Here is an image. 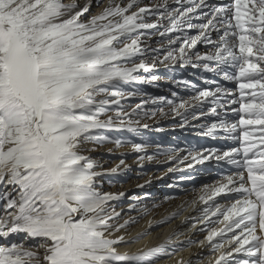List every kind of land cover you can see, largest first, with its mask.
<instances>
[{"label":"snow or ice","instance_id":"1","mask_svg":"<svg viewBox=\"0 0 264 264\" xmlns=\"http://www.w3.org/2000/svg\"><path fill=\"white\" fill-rule=\"evenodd\" d=\"M174 3L177 6L171 7L169 0H159L150 7L143 0H97L101 11L85 18L90 0L83 6L77 0H0V239L7 241L0 244V264H160L161 258L171 260L195 243L172 246L178 235L174 233L155 247L120 253L118 246L139 243L150 233L117 235L139 223L134 216L120 222L114 202L124 193L99 190L100 178L116 173L119 166L100 170L103 166L85 154L93 150L89 144L119 148L127 143L141 153L140 162L154 158L146 154L149 145L112 138L102 130L136 132L140 119L133 117L155 115L137 111L143 105L127 112L121 101L138 95L125 92V85L158 79L138 75L151 72L157 62L191 64L237 82L238 96L205 80L216 87L196 90L190 98L157 97L144 103L164 102L182 126L210 113L217 122L193 126L213 139L240 142L226 151L212 148L180 157L177 150L157 149V154L179 164L188 161V168L210 160L235 166L234 173L205 185L188 202L205 206L199 220L206 235L199 244H207L212 254L206 264H264V158L254 159L264 157V148L253 151L257 145L249 143L247 127L264 125V0ZM193 29L197 34L188 35ZM171 33L180 35L172 38ZM151 34L168 38L162 57L159 49L145 46L144 38ZM177 42L179 47H173ZM198 44L207 50L201 53ZM150 51L157 55L150 56ZM257 86L261 91L246 99L245 90ZM205 103L211 105L208 112L198 111ZM229 105H238L232 111L244 114L231 124L226 111L218 112ZM238 129L242 132L232 135ZM222 195L228 201L223 205L215 200ZM133 199L137 203L129 211L151 213L147 204ZM183 209L180 205L165 220L178 217ZM162 222L149 221V227ZM21 234L35 243L25 247L9 239ZM176 264L191 261L177 259Z\"/></svg>","mask_w":264,"mask_h":264},{"label":"bare ground","instance_id":"2","mask_svg":"<svg viewBox=\"0 0 264 264\" xmlns=\"http://www.w3.org/2000/svg\"><path fill=\"white\" fill-rule=\"evenodd\" d=\"M65 2L67 3L69 0H65ZM77 2L80 6H83L89 0H77ZM90 2L91 8L85 18L96 15L101 11V8L97 6V0H90ZM158 2L159 0H143L144 5L150 7ZM208 2L212 4H229L233 0H208ZM169 5L171 7L177 6L174 0H169ZM154 20L155 18L153 17L150 22ZM194 23H198V21H194ZM149 32L155 33V30H149ZM195 34L197 32L194 29L188 32V35ZM177 35L180 34H170L172 38ZM212 36L213 39L217 38L216 33H213ZM167 39V37H160L158 34H151L150 38H144L145 46L159 49V55L162 57L166 54L168 47ZM173 47H179V42ZM197 49L201 53L207 50L203 44H198ZM154 55H157V53L150 51V56ZM229 71L234 72L236 69H229ZM138 75L147 77L149 80L151 76H156L158 79L150 83L136 82L131 85H125V92L136 91L138 95L126 97L121 101V104L127 112H132L137 105H143V108L137 111L149 114L155 113V115L133 117V119H140V126L136 132L102 130V134L125 142L145 143L149 145L146 154L153 155L154 158L140 162L138 158L141 153L133 151L131 144L127 143L119 148L108 143L103 146L89 144L87 147L93 150L85 153L103 166L100 170H110L119 166V170L116 173L100 178L102 187L99 190L102 192L124 193L120 200L114 202L116 210L122 216L120 222L122 223L123 219H127L129 216H134L139 219V223L132 225L127 233L122 232L117 235L125 234L127 238H134L141 232L148 231L150 233L139 243L118 246V251L122 254L138 253L141 249L155 247L164 243L174 233H178L173 238L172 246L187 245L189 241L195 243L185 247L184 251L171 260L161 258L160 264H176L177 259L191 261V264H200V261L203 260L206 264L207 258L212 254L207 244L203 247L199 244V241L205 240L206 235L205 232L200 230L204 225L199 220L202 215L201 209L205 206L202 204L190 206L188 202L196 199L199 195V190L205 185L215 184L224 175L234 173L236 171L235 166L229 165L224 161L216 162L210 160L201 164H194L192 168H188V161H185L184 164H179L178 161L171 160L163 154H157V149L160 150V153L167 150H177L178 156L183 157L188 152H202L212 148L218 151L230 150L239 146L240 142L231 138L213 139L202 134L204 129L193 126L217 122V117L210 113L202 116L200 120L189 119V122L184 123L182 126L181 118L171 114L167 104L164 102L157 101V104H145L144 102L157 97H165L168 100L190 98L195 94L196 90H211L216 87V84L205 83V80H214L238 96V84L236 81H225L220 76L205 71L202 67L194 68L191 64L182 66L179 63L172 65L167 62H157L156 67L151 72H141ZM184 81L188 83H183ZM253 91L259 92L261 89L259 86L255 89H246L245 92L248 94L246 99H251L250 94ZM172 93H176V97ZM111 107L115 109L116 106ZM210 107L211 105L205 103L203 108L198 111L208 112ZM236 107L238 105H229L225 110L218 109V112L226 111L227 116L225 119L227 123L231 124L237 122L240 115H244L243 113L238 114L232 111ZM160 109H163V113L168 114L164 115ZM143 124H147L148 127L144 128ZM247 127L251 133L249 143L256 144L257 147L253 151L258 152L261 148H264V144L260 143L261 139H264V125L254 124ZM241 132L242 129H238L237 133L232 135H239ZM249 155L251 156L252 153ZM261 158L264 157H254V159ZM121 159L125 161L124 165H120ZM169 168H172L173 171H168ZM141 185L143 187H140ZM9 190H11V186H9ZM3 191V186H0V192ZM169 196L173 197V199L166 200L165 197ZM133 197L139 198L140 203L147 204L151 209V213L147 216H142L135 210L129 211L130 206L137 203V200H134ZM215 200L220 202L221 205L228 203L223 195L216 197ZM2 204L3 201H0V205ZM153 205H157V207H153ZM180 205H184L182 214L170 220H165ZM149 221L164 222L154 223L149 227ZM237 232H239V229H237ZM228 235L231 236L232 233ZM9 239L17 243H24L25 247L35 243L32 240H25L22 234L12 236ZM217 239L219 240V237ZM5 243L7 241L0 239V244ZM227 248L228 246L225 245V250ZM234 255L239 256L240 254Z\"/></svg>","mask_w":264,"mask_h":264}]
</instances>
